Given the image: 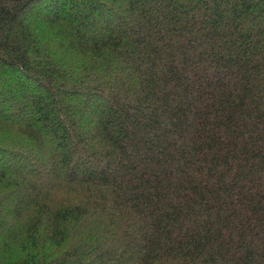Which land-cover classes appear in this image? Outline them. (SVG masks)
Instances as JSON below:
<instances>
[{
    "label": "trees",
    "instance_id": "16d2710c",
    "mask_svg": "<svg viewBox=\"0 0 264 264\" xmlns=\"http://www.w3.org/2000/svg\"><path fill=\"white\" fill-rule=\"evenodd\" d=\"M0 264H264V0H0Z\"/></svg>",
    "mask_w": 264,
    "mask_h": 264
}]
</instances>
